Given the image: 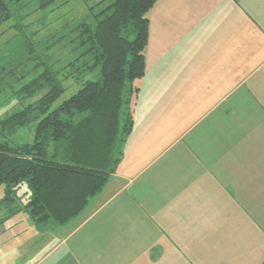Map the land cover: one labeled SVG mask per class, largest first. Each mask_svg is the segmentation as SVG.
<instances>
[{
	"label": "crops",
	"instance_id": "1",
	"mask_svg": "<svg viewBox=\"0 0 264 264\" xmlns=\"http://www.w3.org/2000/svg\"><path fill=\"white\" fill-rule=\"evenodd\" d=\"M147 17L118 166L11 264L264 262V0H156Z\"/></svg>",
	"mask_w": 264,
	"mask_h": 264
},
{
	"label": "trees",
	"instance_id": "2",
	"mask_svg": "<svg viewBox=\"0 0 264 264\" xmlns=\"http://www.w3.org/2000/svg\"><path fill=\"white\" fill-rule=\"evenodd\" d=\"M155 2L97 0L78 21L35 40L24 23L26 16L55 10L57 0H0V26L12 23L14 30L0 45V94L37 69L12 93L31 98L44 91L38 100L0 119V205L7 216L23 209L39 232H53L77 218L105 187L132 130L135 80L145 72L147 14ZM70 33L76 54L56 67L49 51ZM95 73L94 80L86 78ZM68 79L79 89L50 108ZM32 123V141L9 140ZM22 182L30 192L23 206L17 202Z\"/></svg>",
	"mask_w": 264,
	"mask_h": 264
},
{
	"label": "rangeland",
	"instance_id": "3",
	"mask_svg": "<svg viewBox=\"0 0 264 264\" xmlns=\"http://www.w3.org/2000/svg\"><path fill=\"white\" fill-rule=\"evenodd\" d=\"M96 1L97 0H57L55 10L50 11L49 9L46 12H30L26 16L27 18L24 20V23L28 24V28L35 33V40H45L52 34V32L57 30L63 24L68 23V26H70L72 21H78L81 17L85 16L88 12V6L95 4ZM43 17H45V20ZM11 24L12 23L7 22L0 26V45L14 34V30L9 28ZM71 37V33L66 35L64 40L50 49L49 53L51 54L52 62L55 63L56 67L67 64L76 54V52L71 49ZM39 70L40 69H37L33 73L26 75L25 78L15 82L13 85L14 89H17L21 85L25 84L26 81L33 77L32 75H35ZM95 75L96 73L89 74L86 78L94 80ZM63 84L65 86V90L50 108H54L61 104L63 100L71 97V95H73V93H75L80 87V85L74 83L71 79L65 80ZM14 89L11 90V88H8L0 94V119L4 118L6 115L16 112V110L22 109L27 106V104L38 100L39 96H41L44 92L40 91L31 98H22L19 97L17 93L13 95L12 92ZM34 128L35 123L20 127L17 129L15 134L10 136L9 140L14 143L32 141L35 133ZM3 189L4 185L0 184V199L4 195ZM29 194L30 192L27 188V184L22 182L19 184L17 191V195L19 197L17 202L23 206V204L26 203ZM43 235L38 231L35 224H33V221L26 211L20 209V211L15 214L7 216L4 206L0 205V264L13 263L12 257L15 255V252H13L14 248H16V245L22 240H30L28 244L23 245V248L28 251L30 250V253L33 248L38 246L43 240L41 237ZM43 243L44 248L45 246L48 247L51 244L48 243V240ZM34 253L35 252H33V254Z\"/></svg>",
	"mask_w": 264,
	"mask_h": 264
}]
</instances>
